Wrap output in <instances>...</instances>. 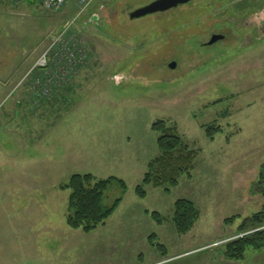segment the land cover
<instances>
[{
    "label": "rangeland",
    "instance_id": "1",
    "mask_svg": "<svg viewBox=\"0 0 264 264\" xmlns=\"http://www.w3.org/2000/svg\"><path fill=\"white\" fill-rule=\"evenodd\" d=\"M40 1L0 0V264H264V248L221 254L264 205L258 0H193L137 18L153 0H95L81 16L74 0L60 11ZM61 33L50 64L30 72ZM212 33L225 39L202 47ZM158 119L194 151L193 168L141 198L135 187L160 155ZM208 124L221 128L212 140ZM74 173L127 185L88 233L65 221L70 191L59 186ZM119 193L110 185L104 204ZM179 198L200 213L184 234L171 219Z\"/></svg>",
    "mask_w": 264,
    "mask_h": 264
},
{
    "label": "trees",
    "instance_id": "2",
    "mask_svg": "<svg viewBox=\"0 0 264 264\" xmlns=\"http://www.w3.org/2000/svg\"><path fill=\"white\" fill-rule=\"evenodd\" d=\"M151 129L158 133L156 144L160 155L152 159L147 166L140 184L136 185L135 193L139 197L146 195L144 186L162 187L164 191L177 185L179 178L186 174L190 177L193 168L194 151L190 150L179 136L175 126H169L164 120L158 119L151 125ZM221 131L215 124L204 126L207 138L213 139L214 135ZM258 186L259 192L264 197V162L262 164ZM115 184L120 193L110 205H105L103 196L106 189ZM61 189H69L66 224L73 229H80L88 233L108 218L122 201L123 194L127 191L125 181L116 176L95 178L91 173H74L67 183L59 186ZM199 210L195 204L184 198L176 199L173 204L172 222L179 233L189 231L199 218ZM151 216L158 220L155 212ZM238 216L233 215L225 219L230 224ZM237 231L246 234L226 242L222 257L229 260H241L247 250H261L264 248V205L261 210L245 218L238 226Z\"/></svg>",
    "mask_w": 264,
    "mask_h": 264
},
{
    "label": "built area",
    "instance_id": "3",
    "mask_svg": "<svg viewBox=\"0 0 264 264\" xmlns=\"http://www.w3.org/2000/svg\"><path fill=\"white\" fill-rule=\"evenodd\" d=\"M74 1L76 6V16H81L84 12L87 11V9L91 6V4L95 0H74ZM67 2L68 0H41L40 4L43 9L60 11L67 4ZM62 34L63 33L52 39L51 45L37 57L33 66L30 69V72L33 73L39 70H43L45 67H47L50 64L54 54L53 52H51V47L61 40ZM55 73L58 72L56 71Z\"/></svg>",
    "mask_w": 264,
    "mask_h": 264
},
{
    "label": "water",
    "instance_id": "4",
    "mask_svg": "<svg viewBox=\"0 0 264 264\" xmlns=\"http://www.w3.org/2000/svg\"><path fill=\"white\" fill-rule=\"evenodd\" d=\"M190 1L192 0H153L152 2L144 6H141L139 8L132 10V12L130 13V17L137 18V17L155 13V12L167 11L171 8H174L178 5L188 3ZM223 37L224 36L221 34H214L211 36L210 40L208 41V44H212L218 39H221ZM175 66H176L175 61H172L171 63H169L170 68H175Z\"/></svg>",
    "mask_w": 264,
    "mask_h": 264
},
{
    "label": "flooded vegetation",
    "instance_id": "5",
    "mask_svg": "<svg viewBox=\"0 0 264 264\" xmlns=\"http://www.w3.org/2000/svg\"><path fill=\"white\" fill-rule=\"evenodd\" d=\"M193 1V0H192ZM258 9H257V12L258 11H260V12H262V14H260V16H257V18H256V20H255V22H256V26L255 27H257V30L259 31V37L258 38H254V40H259V39H261V38H264V0H258ZM189 3V2H188ZM184 5V4H183ZM250 26L252 25V24H249ZM214 34H217V33H212L211 35H210V37H209V39L211 38V36L212 35H214ZM218 34H220V33H218ZM221 35H223V34H221ZM224 36V35H223ZM209 39H208V41H209ZM225 39V36L223 37V38H221V39H218L217 41H215L214 43H212V44H208V41H206V42H203V43H201V46L202 47H208V46H212V45H214L215 43H217L218 41H223ZM249 40H252V39H249Z\"/></svg>",
    "mask_w": 264,
    "mask_h": 264
},
{
    "label": "crops",
    "instance_id": "6",
    "mask_svg": "<svg viewBox=\"0 0 264 264\" xmlns=\"http://www.w3.org/2000/svg\"><path fill=\"white\" fill-rule=\"evenodd\" d=\"M74 4H75V1H74ZM39 5H41V4L39 3Z\"/></svg>",
    "mask_w": 264,
    "mask_h": 264
}]
</instances>
